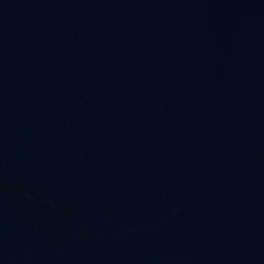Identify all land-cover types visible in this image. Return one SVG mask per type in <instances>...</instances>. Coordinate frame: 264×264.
I'll use <instances>...</instances> for the list:
<instances>
[{"label":"water","instance_id":"obj_1","mask_svg":"<svg viewBox=\"0 0 264 264\" xmlns=\"http://www.w3.org/2000/svg\"><path fill=\"white\" fill-rule=\"evenodd\" d=\"M0 264H264V0H0Z\"/></svg>","mask_w":264,"mask_h":264}]
</instances>
